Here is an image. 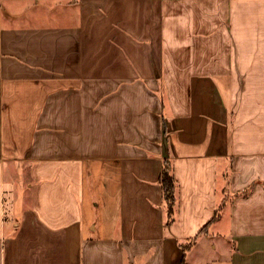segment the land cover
<instances>
[{
    "label": "crops",
    "instance_id": "0c3cea01",
    "mask_svg": "<svg viewBox=\"0 0 264 264\" xmlns=\"http://www.w3.org/2000/svg\"><path fill=\"white\" fill-rule=\"evenodd\" d=\"M183 254L264 264V0H0V264Z\"/></svg>",
    "mask_w": 264,
    "mask_h": 264
},
{
    "label": "trees",
    "instance_id": "16d2710c",
    "mask_svg": "<svg viewBox=\"0 0 264 264\" xmlns=\"http://www.w3.org/2000/svg\"><path fill=\"white\" fill-rule=\"evenodd\" d=\"M158 184L161 189L162 207L165 211V224L171 225L176 221L177 214V189L178 184L173 176V164L169 159L162 161L161 170L158 177ZM227 196L216 206L213 217L201 228L199 234H203L207 231L208 226L216 221L221 213V210L225 206V200ZM195 242V237L185 240L183 243L179 242L183 253L190 248ZM184 254L182 258V264L184 263Z\"/></svg>",
    "mask_w": 264,
    "mask_h": 264
},
{
    "label": "rangeland",
    "instance_id": "374dc122",
    "mask_svg": "<svg viewBox=\"0 0 264 264\" xmlns=\"http://www.w3.org/2000/svg\"><path fill=\"white\" fill-rule=\"evenodd\" d=\"M15 181H14L15 185L13 187V191H15V196L13 200V206H14L13 217H15L16 220H21L22 215L24 213L29 212V208L26 209V206L28 203V198H27L28 197V183L25 179V175H22V173L18 176V178ZM89 192L91 193V195L94 196L93 191H89ZM94 206L97 209L96 201L94 203Z\"/></svg>",
    "mask_w": 264,
    "mask_h": 264
}]
</instances>
